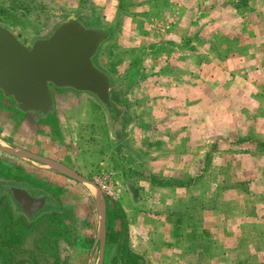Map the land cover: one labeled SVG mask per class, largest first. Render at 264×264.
I'll list each match as a JSON object with an SVG mask.
<instances>
[{"label": "rangeland", "instance_id": "rangeland-1", "mask_svg": "<svg viewBox=\"0 0 264 264\" xmlns=\"http://www.w3.org/2000/svg\"><path fill=\"white\" fill-rule=\"evenodd\" d=\"M203 1L214 7L221 4ZM231 4L240 13L232 30L224 24L223 16H217L224 34L218 36L213 32L215 27L210 28L204 31L205 42L224 35L235 42L237 52H245V45L239 44L250 33L254 44L264 45L258 19L246 15L256 11L259 0ZM173 6L171 0H0V25L30 47L69 19H79L88 26L110 20L109 39L96 63L113 77L114 103L120 116L112 134L106 108L84 110L76 117L77 111L70 106L86 101L70 97L58 105L63 126H54L67 133L63 145L54 144L60 153L68 150L71 163L84 178L97 184L114 202L108 201V208L118 210L116 218L108 214L102 252L100 243L96 244L99 214L89 193L93 188L74 182L76 189L66 192L76 206V217L75 221L70 219V233L62 243L59 261L50 255L51 239L40 241L42 231L50 236L55 230L48 220L40 225L37 237L33 230L27 232L29 240L23 250L28 252L8 249L5 240L12 220L0 208V250L5 263L127 264L125 244L140 252L141 264H264V76L251 71L258 65L256 60L246 71L240 69L237 57L232 63L237 70L231 77H218L205 88L186 87L184 74L174 64L181 48L164 39L163 29L171 18L165 12ZM219 49L216 46V55H220ZM193 52L194 56L202 54ZM207 65L211 64L204 63L206 70ZM121 83L126 86L125 95L120 91ZM10 104L0 103V145L14 149L20 157L0 150V176L11 171L21 175L25 168L52 186L62 185L61 177L68 175L54 169L61 162L26 165L21 158L27 144L20 131L13 134L4 128L8 123H21L4 108ZM123 120L127 122L124 130ZM80 121L82 128L72 130ZM51 125L34 128L45 136ZM113 135H120L123 144L119 148L114 146ZM129 158L133 161L127 162ZM119 159L129 164L123 165ZM41 244L49 254L39 252Z\"/></svg>", "mask_w": 264, "mask_h": 264}, {"label": "flooded vegetation", "instance_id": "flooded-vegetation-1", "mask_svg": "<svg viewBox=\"0 0 264 264\" xmlns=\"http://www.w3.org/2000/svg\"><path fill=\"white\" fill-rule=\"evenodd\" d=\"M75 20L79 21L87 28L104 30L108 33V35H109V29L112 28V25L105 23L104 21L102 22L101 25L94 24L92 26H88L79 19H75ZM2 27L10 31V29L6 28L5 26ZM56 28L47 38H49L54 33ZM39 40H43V39H39ZM39 40H36L31 45V47ZM20 41L22 42V44L30 48L28 43H25L22 40ZM99 52L100 50L95 55L93 62L99 70L104 72L110 78L111 87H110V98L108 104L103 103L96 95L90 92H81L74 89H61L52 86L50 90L54 102V107L49 114L44 115L37 112L21 111L15 100L11 97L6 96L5 93L2 90H0V103L1 102L11 103L10 106L4 105V108L6 110L10 109L9 111L15 114L16 117L21 121L20 124L16 122L5 124L4 128L6 129L8 128L13 134H16L17 131H20L18 134H20V137L22 136L21 137L22 141L26 142L27 144V146L22 149V155H21L22 156L21 158H23L24 162L26 161V165H30L29 163H37V164L40 162L46 163V161L61 162L68 165L69 167H72V170H74L76 173L84 177V175L80 172V170L77 169L74 166V164L71 163L73 158L69 156L70 154L69 151L66 148H63L67 150L66 153H64L63 150L64 153L63 155L60 153L61 151L58 148L59 146L54 145L55 143H57V145L58 143H61L63 145V142L65 141L64 139L65 135L67 134L64 132L62 134V131L60 132L59 130L54 129L55 125L57 126L58 124H61V126H63L61 117H59V112H58V105L61 100L65 101L68 100V98L70 97L72 98L76 97L86 101V103L80 105H75L73 103L71 106L69 105L71 108H73L72 109L73 111H77L76 117L79 116V112L84 110L89 111L90 109L94 110L93 108H97V109L99 108L101 109V107L106 108V110L109 112L111 116L110 117L112 121L111 131L112 134H114L113 132L115 131V128L117 127L120 118L117 111L119 109L117 107V104L114 103L115 97L117 96L114 94L113 77L106 70H102L103 67H101V65L96 63V59L98 57ZM125 87L126 86H124V84L121 83L120 89L122 90L120 91L122 92L123 95L127 94ZM120 122L122 123V120H120ZM126 123L127 122H124L123 120V125L121 126L123 130ZM49 124H52L51 127H53V128L50 127V129L48 130L49 134L46 133V135L44 136L41 133L40 134L38 133V129L35 131L34 128L35 126H38V128L39 126L48 128ZM82 126L83 123H81L80 121L79 123L75 124L72 130L77 131L79 128L81 129ZM30 128L32 129L34 128V130L28 131V129L30 130ZM121 128H119L120 131ZM118 134L119 133H117L116 135ZM119 136L117 137H114V135L112 136V139L114 140L115 143L114 146L116 148H119L120 145L123 144L120 143ZM126 144L127 145L129 144V140L126 141ZM0 150L11 156L20 157L14 149L12 148L10 149L7 146L0 145ZM135 153L136 152L134 151L133 154L135 155ZM82 158L85 160L84 156ZM82 158H78V160L79 159L81 160ZM118 158L119 156L117 157V160ZM129 161L132 162L133 161L132 158H129V160H127V162ZM119 163H122L123 165L129 164L123 162V160L120 162V159H119ZM56 175L60 177L62 176L59 174ZM62 177H61L62 185L56 184L55 186H52L46 180V178H43L41 175L38 174H33L32 172L27 171L25 168H23L21 175H17L16 173L11 171L8 174L0 176V208H2L6 217L12 220L10 224V229H11L9 232L10 236L9 238H6L7 240H5V246H7L8 249L10 250L20 249V251L23 253L28 252L27 250H23L25 247L24 244L29 240V238H26L27 232H29V230H33L34 237H37L38 236L37 231H39L40 225L46 222V220H48L49 223H51V225L55 228V230L52 231L50 236L46 234L45 230L42 231L41 234L43 235L41 236L40 241H44L45 243H47V239L48 238L51 239L52 245L50 246V253L52 254L50 255L54 259H56V261H59L61 256L60 252L62 249V243L64 241L67 242V237L68 234L70 233L69 223L71 222V220L75 221V217H76V209H75L76 206L72 204V201L68 198L69 193L67 194L66 190L74 191L76 189L75 187H77L75 186L74 182H79L76 179L68 176L66 177L62 176ZM26 193L30 197H32L33 201L26 200L25 207H23L19 202L18 198L24 197V194ZM66 196H67L66 199H69V202L71 201L69 205L65 199ZM68 206H70L71 208ZM110 209L108 213L112 217L114 216V218H116V213L118 212V210L114 206H112ZM83 226H86V223H84ZM37 249L42 254H49L48 251L45 250L44 245L42 244L40 246H37ZM131 250L133 251V249ZM31 256H34L35 258L36 254L33 253L31 254ZM0 264H8L7 262L5 263L3 259V253L1 250H0Z\"/></svg>", "mask_w": 264, "mask_h": 264}, {"label": "water", "instance_id": "water-1", "mask_svg": "<svg viewBox=\"0 0 264 264\" xmlns=\"http://www.w3.org/2000/svg\"><path fill=\"white\" fill-rule=\"evenodd\" d=\"M108 39L106 31L87 28L70 19L58 26L49 38L28 48L12 31L0 26V90L13 98L21 111L44 115L54 107L52 86L90 92L108 104L110 78L93 62ZM54 169L93 188L99 214L96 244L100 243L102 252L107 232L106 202L109 200L97 184L74 170L58 164ZM18 199L23 207L26 200L33 201L27 193ZM109 202L114 204L112 200Z\"/></svg>", "mask_w": 264, "mask_h": 264}, {"label": "crops", "instance_id": "crops-1", "mask_svg": "<svg viewBox=\"0 0 264 264\" xmlns=\"http://www.w3.org/2000/svg\"><path fill=\"white\" fill-rule=\"evenodd\" d=\"M216 1H219L222 6L221 4H218L216 5V7H214L209 2L205 4L203 0H171L174 6L171 9H167L169 11L166 10L165 12L167 16L171 18L168 26H164L165 29H163L166 32L164 35V39L168 41L167 44L169 43V41H175L176 45H179L181 48V56L180 58H178V60H174V64L178 68H180V71L184 74L182 75V78L185 79V82L183 84L186 87L194 85L198 86L199 88H205L206 85H212L213 83H215L216 78L218 77H225L226 79L231 77V74H233L234 71L237 70L236 68H234V64H232L238 59L237 57H240L239 60L241 61V65L239 67H242L240 69H246V71H248L249 69L248 65L251 64L254 60H256L258 62V65H256L255 68H251V71H254L255 73L259 74L261 77L264 76V45H259L257 44L258 42L254 44L255 37H250V33L248 39H245L242 43L239 44L245 45V52H237V49H234L236 47L235 42L226 40L224 35L220 39L217 38V42L215 39H210L206 43L205 40L202 38L205 34L204 31L210 28L213 29V27H215V29H213V32H216L218 36H221V33L224 34V31H220L221 27L219 26L220 24L217 20L219 17L216 19L217 16H223V22L226 26L230 27L228 28L230 31L232 30L231 25H234L232 24V22H234V19H237L240 16V13L231 4L232 2L237 0ZM257 5V9H255L254 7L256 11L248 12L246 13V15L247 17L256 16V18L258 19V23H260L258 24V28H260V31L263 32L264 20L262 13H264V0H259V4ZM169 12L171 14H169ZM207 16H210L208 17L210 18V20H208V24L206 22V19H208L206 18ZM107 21L108 24L111 25L110 20ZM242 21L244 20L242 19ZM205 46H208L207 50L209 51H206L204 55ZM216 46L220 47L221 51L218 54H220L221 56L216 55ZM224 48L226 49L224 50ZM194 50L198 53L202 51L201 56H194ZM216 59L219 62H217V64H220L218 65L220 68L217 67V72ZM205 62L211 64L209 66L207 65L208 70L204 69ZM102 70L104 69L102 68ZM109 148L110 147H107L106 151H108ZM58 164L62 166L65 165V167L68 166L64 163ZM126 186L128 188H131L133 185L126 184ZM135 187L136 186H134V188ZM89 193L93 198L95 206L98 210V203L95 194L92 192ZM106 203V214L108 217L109 208L108 202ZM120 205L124 211H127L123 204ZM135 252L140 253L136 250Z\"/></svg>", "mask_w": 264, "mask_h": 264}, {"label": "trees", "instance_id": "trees-1", "mask_svg": "<svg viewBox=\"0 0 264 264\" xmlns=\"http://www.w3.org/2000/svg\"><path fill=\"white\" fill-rule=\"evenodd\" d=\"M122 248H126V250L124 251V253L126 252L129 256V258L127 259V264H141L143 257L140 254H137L135 252H133L131 250L130 246H125V244L122 246Z\"/></svg>", "mask_w": 264, "mask_h": 264}]
</instances>
